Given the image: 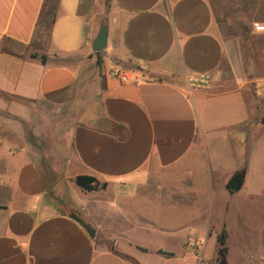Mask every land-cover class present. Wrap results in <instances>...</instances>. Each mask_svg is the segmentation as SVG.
<instances>
[{
	"label": "crops",
	"instance_id": "0c3cea01",
	"mask_svg": "<svg viewBox=\"0 0 264 264\" xmlns=\"http://www.w3.org/2000/svg\"><path fill=\"white\" fill-rule=\"evenodd\" d=\"M256 25L264 26V0H0V264H210L213 235L218 242L225 230L228 248L235 200L264 216V31ZM104 26L107 45L96 53ZM114 70L140 80L124 84ZM28 127L48 150L13 148L28 141ZM218 139L244 157L228 171L242 176L240 191L200 162ZM255 166L260 195L250 192ZM192 170L209 179L182 180ZM78 176L106 187L86 192L72 185ZM187 195L195 207L205 198L203 217L164 225L161 212ZM153 198L155 211L140 206ZM241 218L247 255L255 233L264 240V221L255 230L251 216ZM154 228L174 245L153 248L134 233ZM109 234L127 236L129 250ZM189 238L205 242L199 252L186 249Z\"/></svg>",
	"mask_w": 264,
	"mask_h": 264
},
{
	"label": "rangeland",
	"instance_id": "374dc122",
	"mask_svg": "<svg viewBox=\"0 0 264 264\" xmlns=\"http://www.w3.org/2000/svg\"><path fill=\"white\" fill-rule=\"evenodd\" d=\"M41 31L47 32L46 29L41 30ZM45 35H46V33L43 34V36H45ZM0 113H1V111H0ZM0 115H2V114H0ZM3 116H5V115H3ZM50 128L51 127H48L46 123L41 124V127H40L42 134H45V132L50 131ZM27 131H28V133H30L28 141L24 142V141H19V140H13L11 142L14 146L13 148L25 149L27 147H35L36 149L41 150L43 152L49 149V146H47L49 144L48 142L43 141V140L37 141L35 139V137H33V134H32L33 130L30 127L27 128ZM236 131H237L236 127L230 128V132L228 134H229V138H231V140L234 138L233 136L236 135ZM3 142L4 141L2 139V136H0V150L2 149L1 144H3ZM203 143H204V141H203ZM206 144H207V142H206ZM229 144L231 145L232 142L229 141ZM227 146H228V143L225 141V139H224V142H222L220 139H218L217 141H215L213 146L204 147L205 148V149H203L204 150V157L200 161L201 164L205 167V169L207 171H209L210 167H211L213 173H217V171H218L219 178L222 174L221 179H222V181H224V184H229L231 179L236 174L235 172H232V171L228 172V171L230 169H232L233 166L235 167L238 164H242L243 159H244V157L243 158L239 157L238 154L236 157L235 156H229L227 154L228 153L227 150H229V149H227ZM210 148L213 149L216 154L211 155L210 154V151H211ZM4 150L6 151V149H4ZM5 156H6V152H4L3 157L1 158V160H3V162L6 161V158H7ZM255 164L257 165L256 158H255ZM6 166H7V163H5V162L3 164H1L0 165V171L3 170V168H5ZM256 171H257V168L255 166L254 171H253V175L255 176V180H254L253 188L250 189V192H252L253 195L260 193V190L258 188V180H257V172ZM198 176H199L198 172L195 173V170H192V171H189L186 174V176H184V178L182 180H186L187 182L190 183V182H195V181H199V180H208L209 179L207 173H204L202 175V177H198ZM171 180H178V177H176V176L172 177ZM72 185L78 188V186L75 182ZM72 185H70V186H72ZM154 191L156 192L155 189H154ZM170 196H173V193H170ZM239 196H241V193L239 194ZM191 198L192 197H189L187 195L184 198V202L182 204H180L179 206L170 207L169 210L167 208L165 210H163L161 212V214H162V221L161 222H164V225H172L175 222H191V223H193V219L195 216L199 215L200 217H203L202 211L205 210L204 205H205V203H207L204 201L205 198H199L200 203L196 204V207L194 205H192L191 203H189V200ZM244 198L241 196L239 199L234 201V204L235 203L236 204L234 206L232 216H229L227 219V227L230 231V235H229V239H228L229 260L230 261L227 264H264V240H262L260 238L258 232L253 235V237L251 238L250 244L247 243V245L250 247V250L252 252H250L247 255L245 253H243L245 244H244L243 235H242V218H243V217L241 218L242 214L244 213L245 217H247L249 215V216H251V219L252 218L254 219L255 230L257 228H259V224L264 221V216L260 215L257 212V210H253V207H257V206L252 205V204H246L245 202H243ZM154 200H155L154 198H153V201L148 200V201H152V202H149V203L144 202V204H140V206L141 207L144 206L147 211L149 210V212L155 211L156 206L154 204ZM96 212H94V215L97 216ZM210 220L211 221L209 222L210 223L209 225H212L213 227H215L216 230L223 227L221 224V215H215L214 218H211ZM121 224H123L121 227L129 229L130 224L128 222L125 224V222L123 221ZM196 225H197V223H195V227H196ZM198 226L200 227V225H198ZM154 229L148 230V232L147 231H145V232L144 231H134V233H135V235H137L139 241L142 240L144 243L152 246L153 248L158 247V246H159V248H165V247H170V246L174 245L171 240L169 241L168 239H166V237L164 236L165 235L164 233L159 232L157 230L160 228H157V229H155V231H153ZM112 233L113 232H111V234ZM125 233H128V232L123 229V230H120L119 235L125 234ZM108 236H109V239L112 240V242L114 240L120 238L125 243L124 247H123V245H121V247L119 248V250L122 253H125L129 250L128 249L129 239L127 236L116 237V236H111L110 234ZM98 237L101 239H104L105 234L102 233ZM203 243H205V242H203L202 239L196 240V238H189L186 242V249L188 251L190 250L192 252L197 253L200 251ZM129 246H134V245H129ZM218 248H219V244L217 242V238L215 237V235H213V237L210 238V240L208 242L207 252L205 254L206 257L208 258V260H214V261H211L210 264H222L220 259L218 257H216L217 256L216 252L218 251Z\"/></svg>",
	"mask_w": 264,
	"mask_h": 264
},
{
	"label": "trees",
	"instance_id": "16d2710c",
	"mask_svg": "<svg viewBox=\"0 0 264 264\" xmlns=\"http://www.w3.org/2000/svg\"><path fill=\"white\" fill-rule=\"evenodd\" d=\"M109 1L110 0H107V5L109 4ZM32 57L34 58L35 56ZM42 62L43 63L45 62L44 58L42 59ZM76 184L78 187H80L82 190L86 192H96L106 187V184H100L96 178L90 176H78L76 178ZM218 244H219L218 258L220 259L222 264H226L228 248H227V233L225 230L218 238ZM158 253L166 256H171V254L162 251Z\"/></svg>",
	"mask_w": 264,
	"mask_h": 264
},
{
	"label": "water",
	"instance_id": "95a60500",
	"mask_svg": "<svg viewBox=\"0 0 264 264\" xmlns=\"http://www.w3.org/2000/svg\"><path fill=\"white\" fill-rule=\"evenodd\" d=\"M106 45H107V28L104 26L101 29V32L96 40L94 51L96 53H101L106 48ZM242 184H243L242 176H234L228 185V189L234 192L240 191L242 188ZM71 218L79 225H81L91 238L96 237V230L92 228L90 225H88L79 215L73 214Z\"/></svg>",
	"mask_w": 264,
	"mask_h": 264
},
{
	"label": "built area",
	"instance_id": "2783aa9c",
	"mask_svg": "<svg viewBox=\"0 0 264 264\" xmlns=\"http://www.w3.org/2000/svg\"><path fill=\"white\" fill-rule=\"evenodd\" d=\"M256 29L258 31H264V26H258L256 25ZM111 74L114 76V77H118L120 79V81L124 84H129V83H136L140 80V76L136 73H132L130 75L128 74H124V73H121L119 71H111ZM198 87H204L207 82L205 80H202V81H197L196 82Z\"/></svg>",
	"mask_w": 264,
	"mask_h": 264
},
{
	"label": "flooded vegetation",
	"instance_id": "af4514ba",
	"mask_svg": "<svg viewBox=\"0 0 264 264\" xmlns=\"http://www.w3.org/2000/svg\"><path fill=\"white\" fill-rule=\"evenodd\" d=\"M236 176H241L240 174H237Z\"/></svg>",
	"mask_w": 264,
	"mask_h": 264
}]
</instances>
